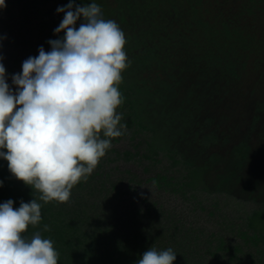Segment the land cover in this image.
Wrapping results in <instances>:
<instances>
[{
    "label": "trees",
    "instance_id": "obj_1",
    "mask_svg": "<svg viewBox=\"0 0 264 264\" xmlns=\"http://www.w3.org/2000/svg\"><path fill=\"white\" fill-rule=\"evenodd\" d=\"M92 2L74 0L78 5ZM95 2L103 18L114 20L124 32L130 65L118 87L120 92H133L131 110L139 117V125L152 131L151 148L184 157L190 175L188 186L216 193L253 194L249 191L256 189L258 182L247 183L244 178L249 172L244 171L249 162L248 145L244 140L232 145L226 142L238 132L227 111L232 107L249 114L250 122L242 127L252 131L264 118V0ZM212 90L215 99H211ZM209 98L213 109L225 117V129L232 132L224 137V143L217 142L218 124L210 114ZM242 133L248 137L246 129ZM224 148L230 151L226 168H214L207 161H218ZM189 150L195 155L186 160ZM206 154L209 159L200 161ZM105 161L112 159L103 157L97 168ZM0 180V202L12 199L18 207L21 200L36 199L41 204V221L28 226L26 235L39 231L50 239L59 254L58 264H136L149 247L165 250L168 236L162 230L159 236L144 233V242H137L132 250L128 238L120 236L132 222L124 218L134 219L133 212L125 211L133 204L123 205L120 190L118 197L103 194L104 204L96 205L95 199H90L91 183L84 180L73 187L66 203H44L37 190L11 176L4 160H0ZM248 227L261 231L258 240L254 235L255 246L264 244V211L248 218ZM175 237L168 242L176 254L174 264H191L187 260L192 257L188 256L190 245L181 252V241Z\"/></svg>",
    "mask_w": 264,
    "mask_h": 264
},
{
    "label": "clouds",
    "instance_id": "obj_2",
    "mask_svg": "<svg viewBox=\"0 0 264 264\" xmlns=\"http://www.w3.org/2000/svg\"><path fill=\"white\" fill-rule=\"evenodd\" d=\"M5 7L0 0V9ZM56 12L64 13L53 29L58 38L47 41L50 50L41 45L22 62L11 86L0 58V160L44 203H66L126 129L117 111L123 103L118 86L130 65L124 32L103 18L95 0H69ZM40 209L36 199L21 200L18 207L12 199L0 202V264H58L50 239L39 231L26 235L28 226L41 221ZM175 259L171 248L149 247L136 264Z\"/></svg>",
    "mask_w": 264,
    "mask_h": 264
},
{
    "label": "rangeland",
    "instance_id": "obj_3",
    "mask_svg": "<svg viewBox=\"0 0 264 264\" xmlns=\"http://www.w3.org/2000/svg\"><path fill=\"white\" fill-rule=\"evenodd\" d=\"M5 4L6 7L0 9V58L8 76L6 82L11 86V75L20 72L26 58L37 55L41 45L45 51L50 50L47 41L58 38L53 29L64 15L57 13L56 9L67 3L61 0H5ZM59 36H63V33ZM211 93V99H215L213 90ZM121 94L123 103L117 111L126 129L121 137L111 141V147L104 156L112 161H105L99 168L96 167L87 180L93 192L90 199H95L96 205L104 204L103 194L118 197L119 190L123 205L133 204L132 209L125 211L133 212L134 219L124 218L132 222L120 234L122 238H128L130 249L137 242H144V233L155 232L159 236L162 230L165 237L168 236L164 241L165 249L171 246L168 242L173 241L175 236L181 241V252L187 251L190 245L191 253L188 256L192 257L187 260L191 264H264V244H254V235L258 240L261 231L248 227V218L264 211V196L261 194L264 191V118L256 131H252L242 127L250 122L251 116L238 108L228 107V119L234 121V131L238 129L232 135L231 130L225 129V117H222L220 110L213 109V100L209 98L210 114L218 124L217 142L224 143L227 135H232L226 140L229 145L244 140L249 156L244 170L249 172L244 173V178L247 183L252 180L258 182L257 188L249 191L253 194L216 193L212 189L205 191L186 185L190 183V175L184 157L166 150L152 149V131L143 129L138 123L139 117L134 116L131 110L133 92L126 89ZM244 129L247 130V138L243 137ZM193 155L194 151H187L186 160ZM209 157L210 154H206L199 160H208ZM218 157V161L207 162L214 168H226L225 163L230 158L229 149L224 148ZM259 188L261 191H257ZM144 214L146 217L142 216ZM125 229L129 230L128 234ZM218 245L220 248H217Z\"/></svg>",
    "mask_w": 264,
    "mask_h": 264
}]
</instances>
